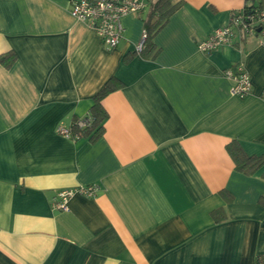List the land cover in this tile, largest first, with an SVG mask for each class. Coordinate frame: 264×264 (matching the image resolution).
Returning a JSON list of instances; mask_svg holds the SVG:
<instances>
[{
    "label": "crops",
    "instance_id": "1",
    "mask_svg": "<svg viewBox=\"0 0 264 264\" xmlns=\"http://www.w3.org/2000/svg\"><path fill=\"white\" fill-rule=\"evenodd\" d=\"M71 2L0 0V54H16L0 62V264H264V165L242 172L227 150L236 139L264 154V33L197 46L263 0H182L154 57L136 50L152 1L122 16L112 47ZM238 60L252 79L243 97L225 74ZM111 77L102 134L59 133ZM91 183L96 195L52 207L58 190Z\"/></svg>",
    "mask_w": 264,
    "mask_h": 264
},
{
    "label": "built area",
    "instance_id": "2",
    "mask_svg": "<svg viewBox=\"0 0 264 264\" xmlns=\"http://www.w3.org/2000/svg\"><path fill=\"white\" fill-rule=\"evenodd\" d=\"M148 3L149 0H72L70 12L76 18L96 29L104 43L112 47L117 45L122 36V16L129 12L138 13ZM259 27H262L260 31L258 30ZM258 32L264 33V0L262 4L233 11L226 24L216 27L207 37L201 39L197 46L203 52H211L220 46L233 44L238 33L249 36ZM146 38L147 32L145 30L136 45L137 51L143 49ZM225 74L232 81L231 94L243 97L251 91V74L242 60H238L226 68ZM91 122L92 115L88 114L69 126L59 124L56 129L69 138L77 139L80 135L72 130V125L76 123L79 127H85ZM99 189L98 183L60 189L52 201V207L66 210L69 208V200L73 195L80 193L86 196H94Z\"/></svg>",
    "mask_w": 264,
    "mask_h": 264
},
{
    "label": "trees",
    "instance_id": "3",
    "mask_svg": "<svg viewBox=\"0 0 264 264\" xmlns=\"http://www.w3.org/2000/svg\"><path fill=\"white\" fill-rule=\"evenodd\" d=\"M151 11L145 21L147 30L146 43L140 51L146 57H154L158 51L153 38L157 31L167 22L169 16L181 5L182 0H150ZM152 17H155L152 20ZM16 59L13 51L0 54V62L9 67ZM121 82L115 77H111L106 85L95 95L93 104L90 107L92 122L88 126L79 127L76 123L72 125V130L80 137H88L90 140L97 139L104 130V121L108 116L107 109L103 104V98L110 91L119 87ZM76 119L74 122H76ZM227 150L235 162V167L245 173H253L264 165V154H248L236 139L227 144ZM212 216L216 221L225 217L223 209L217 208L212 211Z\"/></svg>",
    "mask_w": 264,
    "mask_h": 264
},
{
    "label": "water",
    "instance_id": "4",
    "mask_svg": "<svg viewBox=\"0 0 264 264\" xmlns=\"http://www.w3.org/2000/svg\"><path fill=\"white\" fill-rule=\"evenodd\" d=\"M262 29V27H259L258 30L260 31Z\"/></svg>",
    "mask_w": 264,
    "mask_h": 264
}]
</instances>
